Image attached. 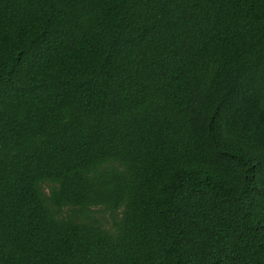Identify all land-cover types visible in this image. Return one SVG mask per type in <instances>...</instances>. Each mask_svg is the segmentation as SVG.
I'll return each instance as SVG.
<instances>
[{
	"label": "trees",
	"instance_id": "1",
	"mask_svg": "<svg viewBox=\"0 0 264 264\" xmlns=\"http://www.w3.org/2000/svg\"><path fill=\"white\" fill-rule=\"evenodd\" d=\"M0 264H264V0H0Z\"/></svg>",
	"mask_w": 264,
	"mask_h": 264
},
{
	"label": "rangeland",
	"instance_id": "2",
	"mask_svg": "<svg viewBox=\"0 0 264 264\" xmlns=\"http://www.w3.org/2000/svg\"><path fill=\"white\" fill-rule=\"evenodd\" d=\"M71 209L72 208H67L65 214H71ZM92 210H95V213H92V216L98 219L102 224L106 225V223L109 222L108 214L103 213L100 208H96V209L93 208Z\"/></svg>",
	"mask_w": 264,
	"mask_h": 264
}]
</instances>
